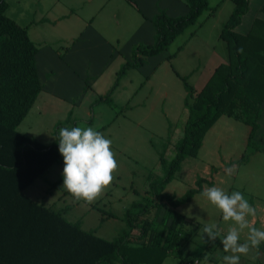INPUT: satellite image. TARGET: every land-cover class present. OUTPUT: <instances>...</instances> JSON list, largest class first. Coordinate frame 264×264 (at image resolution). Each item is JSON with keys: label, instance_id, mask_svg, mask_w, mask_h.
<instances>
[{"label": "rangeland", "instance_id": "rangeland-1", "mask_svg": "<svg viewBox=\"0 0 264 264\" xmlns=\"http://www.w3.org/2000/svg\"><path fill=\"white\" fill-rule=\"evenodd\" d=\"M99 1L104 5L100 18L96 16V11L90 14L87 11L89 8L83 12L76 11L83 18L88 15L96 16L97 22L88 26L82 37L77 40L75 37L72 42L66 40L57 44L37 45L39 53L36 64L44 90L57 87L61 92L59 88L68 83L69 89L66 86L62 88L66 93L63 95L74 97L76 105H81L80 112L75 108L79 114L110 88L120 64L131 59L132 49L139 45L153 44L154 30L150 20L146 21V17H152L161 10L160 8L166 9L168 15L176 17L187 14L189 10L185 0H159V4L156 3L157 0H137L140 12L136 9L120 10L113 0ZM263 1H250L249 11L237 28L238 32L245 33L248 30ZM214 3L215 0L210 1L211 5ZM227 11L224 6L213 18L209 17L208 12L203 13L167 50L156 57L147 58L143 66L127 72L111 103L98 102L93 105L95 115L92 120L86 121L83 117H78L54 124L55 120L62 117V108L55 102H49L45 106L44 98L49 96L45 91L41 92L28 115L18 126V132L49 146L58 143L60 128L92 127L112 141L111 149L115 153L118 168L113 173L111 184L90 203L75 199L63 187V161L54 164L28 186L24 191L25 195L43 206L62 211L67 221L80 222L83 230L95 229L100 238L113 240L121 235L125 229L122 220L124 213L132 203H142L143 198L149 197V176L163 178L160 157L170 162L175 156V144L182 138L187 110L183 105L185 91L180 77L186 78L188 85L194 90L200 89L202 82L208 79L214 63L222 56H227L226 44L218 40L217 33L220 28L216 26L228 19ZM110 15L121 20L119 29L114 27ZM105 17L106 20L102 22ZM58 53H64L65 56ZM65 64L75 72L71 73L73 76L65 77L59 74ZM104 68L107 72L93 90H86L81 95L84 75L87 74L89 79L93 80L94 73ZM49 70L56 74L54 78L46 76ZM143 83L144 88L139 91ZM151 87L153 92L148 98ZM137 91L138 94L133 100L134 108L126 110V100ZM79 96L81 101L76 98ZM137 104L140 106H136ZM142 104L144 107H141ZM262 131L258 130L253 139L254 144L260 148L256 151L247 147L249 127L222 116L207 132L198 156L187 158L182 163L181 170L166 185L164 191L180 197L194 187L198 178H212L216 187L223 188L229 194L240 191L246 199L250 197L248 201L254 195L256 198L253 201L263 210L264 141L260 136L264 135V127ZM242 159L244 161L240 163ZM220 164L229 165L231 174L219 170ZM215 169H218L217 174L213 172ZM191 204L182 207L180 212L192 215ZM155 212L151 210L150 217L153 214L157 216L156 231L161 232L164 228H169L171 219L163 217V211ZM249 220L252 222L251 217ZM231 223L229 221V225ZM256 227L264 230V216L260 217ZM174 233L168 232V236L172 237Z\"/></svg>", "mask_w": 264, "mask_h": 264}, {"label": "trees", "instance_id": "trees-1", "mask_svg": "<svg viewBox=\"0 0 264 264\" xmlns=\"http://www.w3.org/2000/svg\"><path fill=\"white\" fill-rule=\"evenodd\" d=\"M185 1L187 14L171 17L159 10L151 18L153 44L133 49L131 59L120 67L111 88L94 104L111 103L114 91L129 70L167 50L203 13H214L208 0ZM230 1L234 9L219 34L226 44L227 62L215 68L199 91L179 76L186 92L187 117L182 138L175 144V156L170 162L160 157L163 178L149 176V197L143 198V204L132 203L122 218L125 229L113 240L83 230L80 222L67 221L62 211L43 206L24 193L50 167L60 164L63 157L58 143L46 146L17 131L42 91L36 64L39 49L27 29L6 15V2H0V264L163 263L178 245L173 236H168V232L178 229L182 219L177 208L210 183L198 178L195 188L180 197L167 194L165 187L187 158L198 156L207 132L226 116L249 127L247 147L259 150L253 139L264 115V3L248 30L240 33L237 28L248 13L251 0ZM151 210L163 211V217L171 219L169 228L156 231L157 216L150 217ZM187 258L192 257L182 259Z\"/></svg>", "mask_w": 264, "mask_h": 264}, {"label": "crops", "instance_id": "crops-1", "mask_svg": "<svg viewBox=\"0 0 264 264\" xmlns=\"http://www.w3.org/2000/svg\"><path fill=\"white\" fill-rule=\"evenodd\" d=\"M1 1L2 0H0V2ZM4 1L6 2L8 6L6 15L11 20H13L15 23H17L19 26L27 29L30 40L36 46L37 45L40 46V44H44V45L45 44L49 45V44H54V43L57 44V43H60L66 40H69L68 42L70 41L72 42L75 39V37H76V40L79 39L80 37L83 36L84 30L85 29L87 30L89 28L88 26H92L94 25V22H97L95 21L96 16L100 18L101 12L104 9V5H102L103 3L100 2L99 0H4ZM113 1L114 3H116L117 6H119L120 10L130 11L131 9L132 10L136 9L137 11L140 12V8L137 5L139 1L137 0H113ZM210 1L211 0H208L209 7L214 8V13L212 15H209V17L211 16L213 18L214 16H216L219 11L221 12L222 7L224 6L227 7V10H228L227 12L229 16L234 9V4L230 0H215V3L213 5L210 4ZM156 3L159 4V0H157ZM86 8H89V10L87 11H89L90 14L96 11L98 15L92 16V17L91 15H88L84 18L80 17L76 11L81 10V12H83L84 10H86ZM160 9L164 10L167 13L166 9L164 8L163 9L160 8ZM157 10H158V7H157ZM109 17L111 21L114 22L113 23V25H115L114 27L119 29L121 27V20L115 16L110 15ZM152 17L150 18L146 17L145 19L146 21L149 19L151 22ZM171 17H176V16H171ZM106 18L107 17H105L101 21L103 22L104 20H106ZM225 22L226 21H224L223 23H219L220 25L216 24V26L220 28V30L217 33L219 41H222L219 39V34L221 31V27ZM118 39L120 40V38H117V40ZM153 41H154V34H153ZM58 55L65 56L64 53L63 54L58 53ZM227 58L228 56L224 58L222 56V58L219 59V61L214 63V65L210 69V74L207 77L208 79L210 78V76L212 75L216 67H218L222 63L227 62ZM122 65L123 63L120 64L119 68L117 69L115 73V79H116V74ZM106 70L107 69L104 68L103 70L97 71L96 73H94V75L92 76L93 80L89 79V76L85 74L84 82H83L84 85H83V88L80 94L83 95L86 90L92 91L96 83H98L101 80V78L105 75V73L107 72ZM132 70H135V69H132ZM71 73H75V72L70 70L68 64H65V66H63V71H61L59 74L65 77L66 75L73 76L74 74H71ZM55 75L56 74H54L52 70H49V72L46 73V76L48 78H54ZM126 75L123 78H125ZM122 79L119 83V86L116 88V90L114 91L111 97L112 101L115 98L114 97L115 92L121 87ZM208 79L202 82V87L204 86V84L207 82ZM67 84L65 86L68 88ZM144 85L145 84L143 83L139 87V91L140 89L144 88ZM65 86H63L62 88H64ZM202 87H200V89ZM62 88H59L61 89V92L58 90L57 87L46 88V91H45L44 86L42 84L43 91L41 92L44 93L45 91L47 93V96H49V98H44V100H46L44 101L45 106L49 104V102H55L58 106L62 108V114H60L62 115V117H60V119L55 120L54 124L60 123L61 120L66 122L70 120L71 118L77 119L78 117L79 118L83 117L84 119H86V121L92 120L95 115L92 107L94 105V102H96L97 99L92 101L88 107L83 108L84 111H82V113L79 114L77 113L76 110L80 112L81 109L79 108H81L80 107L81 105L79 106L76 105L75 103L76 100L74 97L68 98L67 96H64L63 94H66V93H64ZM200 89L198 88L195 90L199 91ZM108 90L103 95H105L108 92ZM152 92H153V88L151 87L148 92V98L152 95ZM137 94H138V91L137 93H135V95L131 96L130 98H128V100H126L125 102L126 110H132L134 108L133 100ZM185 96H186V92L184 94L183 105H184ZM76 98L80 100V96ZM59 102L62 104H59ZM136 106H140V105L137 104ZM141 107H144L143 104ZM75 108L77 109L75 110ZM74 110L76 113L74 112ZM263 127H264V115H263L262 120L259 122V130L262 131ZM260 139L264 141V135L263 137L260 136ZM259 150H256V151H259ZM228 166L220 164L219 168L221 169L219 170H222L225 173V169H229ZM217 171L218 169H215L213 172L217 174L218 173ZM203 179L206 180L208 183H210V185L204 184L202 188V192L204 191L206 187H213L216 185L214 179L212 178L210 179L203 178ZM193 188H195V183H194ZM202 192L200 194L195 195L191 199L190 202L177 208V212L182 216V219L179 223L178 229L173 234V240H176V242H178V245L176 246V248L174 247L169 251L168 256L166 257V259L163 261L162 264H178V262L181 261V259L184 256H189L192 258H199L204 262V264H205V256H207L208 257L207 264H224L223 257L225 255L231 254V253L224 252L223 246L220 242V239H222L223 236L227 233V229L230 226L229 221L226 222L222 219L221 211L215 205L211 204L207 200V198L202 195ZM254 198L256 197L252 195L251 200H249L248 202L251 205H253L256 209V215L251 217V220H252L251 224L256 227V223L258 222L260 217L262 218L264 216V209L260 210L258 208V205L255 204L256 201L255 202L253 201ZM247 199H250V197H247ZM190 203H192L191 205L193 208L192 215L191 213H189V216L187 214L181 213L180 210L182 209V207L190 205ZM211 222H216L219 225L220 229L222 230L221 236L220 238L219 237L216 238L214 242H205L207 238L206 237L204 238L202 230L206 224L211 223ZM90 231H94L96 235L95 229L90 230ZM242 234L243 235L241 237V243L245 241L247 237V231L245 230ZM133 235H136L135 232L133 233ZM240 264H264V242H262L258 248H252L247 255H241Z\"/></svg>", "mask_w": 264, "mask_h": 264}, {"label": "clouds", "instance_id": "clouds-1", "mask_svg": "<svg viewBox=\"0 0 264 264\" xmlns=\"http://www.w3.org/2000/svg\"><path fill=\"white\" fill-rule=\"evenodd\" d=\"M112 141L92 127H63L59 129L58 151L63 157V187L77 200L92 202L114 179L118 168ZM234 167V166H233ZM229 175L232 169H225ZM202 195L222 213L224 221H231L227 233L220 239L223 250L230 255L223 257L224 264H240L241 255L264 242V230L251 224L249 217L256 209L240 191L226 192L220 187H206ZM247 229V237L241 243V234ZM221 229L216 222L202 230L205 242L220 238ZM208 257L205 256V264Z\"/></svg>", "mask_w": 264, "mask_h": 264}, {"label": "built area", "instance_id": "built-area-1", "mask_svg": "<svg viewBox=\"0 0 264 264\" xmlns=\"http://www.w3.org/2000/svg\"><path fill=\"white\" fill-rule=\"evenodd\" d=\"M178 264H204V262L199 258H187L182 259Z\"/></svg>", "mask_w": 264, "mask_h": 264}]
</instances>
